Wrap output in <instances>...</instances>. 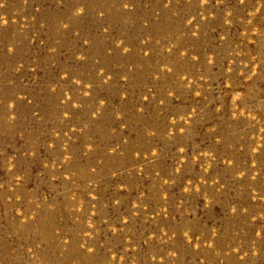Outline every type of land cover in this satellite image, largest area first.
<instances>
[{
	"label": "rangeland",
	"instance_id": "rangeland-1",
	"mask_svg": "<svg viewBox=\"0 0 264 264\" xmlns=\"http://www.w3.org/2000/svg\"><path fill=\"white\" fill-rule=\"evenodd\" d=\"M0 264H264V0H0Z\"/></svg>",
	"mask_w": 264,
	"mask_h": 264
}]
</instances>
